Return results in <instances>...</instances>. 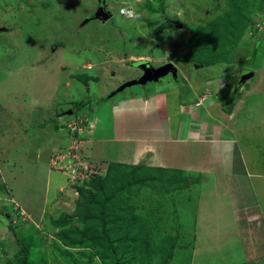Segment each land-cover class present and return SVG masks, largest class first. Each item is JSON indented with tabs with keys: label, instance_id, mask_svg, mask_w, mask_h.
<instances>
[{
	"label": "rangeland",
	"instance_id": "obj_1",
	"mask_svg": "<svg viewBox=\"0 0 264 264\" xmlns=\"http://www.w3.org/2000/svg\"><path fill=\"white\" fill-rule=\"evenodd\" d=\"M97 1L0 0V26L7 28L0 32V193L7 186L29 213L1 204L0 228L8 221L18 248L17 238L32 244V264H103L98 249L64 245L54 221L74 215L76 187H91L97 176L106 175L107 161L116 159V142H92L95 133L104 139L113 136L106 116L102 132L96 129L95 115L102 120L103 107L132 93L180 89L193 98L186 78L197 79L194 82L202 92L205 79L214 86L219 75L228 77L223 99L236 115L240 112L238 121L253 126L245 133L249 139L244 138L250 148L248 161L255 164L252 169L264 167V6L247 13L250 23L234 45L236 60L210 65L182 59L190 51L193 30L219 14L225 3L216 7V0H106L113 16L104 23L101 18L90 19ZM126 7L134 14L140 8V14L127 16L123 8L129 15L133 12ZM232 52L222 49V56ZM141 55L134 64L127 61ZM251 56L256 59L249 65ZM170 61L179 69L160 82L114 94L124 81L139 77L141 63L159 67ZM246 69L254 73L242 82ZM241 96L243 104L238 103ZM69 109L73 113L65 114ZM256 145L261 152L255 151ZM191 177L195 179L185 189H132L129 202L147 218L151 244L157 248L152 264H264V232L259 222H253L262 218L263 202L254 203L260 198L255 189L264 181L255 179L256 184L252 178L248 184L234 178V191L225 189L221 196L213 187L217 180L227 182V176ZM234 194L239 205L245 201L241 209L233 204ZM242 211L256 214L241 221ZM81 225L74 219L71 227ZM175 238L176 247L165 260ZM20 258L18 252L8 257L0 251V264Z\"/></svg>",
	"mask_w": 264,
	"mask_h": 264
},
{
	"label": "crops",
	"instance_id": "obj_2",
	"mask_svg": "<svg viewBox=\"0 0 264 264\" xmlns=\"http://www.w3.org/2000/svg\"><path fill=\"white\" fill-rule=\"evenodd\" d=\"M139 57L134 58V60L127 59V61H132L131 64H134L135 60L142 59V55ZM246 59L243 56L242 61L244 62ZM177 68L179 69L178 66ZM219 76L221 78L219 83L218 81L216 82L215 87L211 86V79L207 81L205 79V82L203 81L204 85L201 87L202 92H199V86L195 84L197 79L192 82L185 75L186 85L189 88L187 91H194L193 98H188L187 94L181 92L180 89L179 91L153 89L154 91L151 95L148 93L149 91L144 94L132 93L129 97L121 98L117 103L108 104L107 102L108 105L106 106L109 109L103 107L100 111L103 114L102 120H99V117L95 115V121L98 124L96 129L100 128L99 131L102 132V123L106 116V120L112 123L113 136L109 137V139H104L100 136L101 133H95L92 142L95 140L102 142L104 140L113 141L119 145V153H117L116 159L107 161V163L118 162L127 165H137L144 162L150 168L163 167L182 170L189 179H192L191 181L195 179L191 177L192 175L199 174L227 176V182L217 180L213 187L215 193L221 196L223 195L222 191L225 189L229 188L228 192L234 191V178H239L243 181L246 179L248 184H250V179L252 178L264 181V167H262L263 171L259 168L252 169V165L254 166L255 164L248 161L247 153L250 148L244 143V138L247 137L249 139L250 137L249 134L245 133L250 132V128H253V126L246 124L244 120L238 121L236 118L240 116V112H237L236 115L234 107L227 106L222 94L226 89L224 86L229 83L228 77ZM160 80L156 82H160ZM153 82L155 81H148L142 85L134 84L125 88V91L135 86H147ZM94 97L96 99L98 96L94 95ZM94 102L98 103L97 100ZM238 103H244L243 96L239 98ZM250 119L251 114L248 115L247 121L249 122ZM114 121L117 123L114 124ZM261 125H264V122ZM262 135L264 137V133ZM262 140L264 141V138ZM173 149L177 150V152L173 151ZM257 150L261 152L258 145L255 146V151ZM89 156H91L90 152ZM203 157L205 158L203 159ZM5 187V191L2 194L0 193V207L2 206L1 204L6 203L17 211L19 207L24 213H28L16 201L12 191H9L7 186ZM255 191L260 198L254 204L263 203L259 205L262 218H257L253 222H259L260 231L264 232V182L263 184L258 183V188ZM234 195L230 196L231 198L234 197L232 199L233 204L241 209L245 201H242L243 204L239 205L237 201L240 199L236 197V194ZM241 214V221H247L248 215L256 213L242 211ZM6 215L7 218H11V213ZM15 236L10 229L9 222L5 221L4 226L0 228V251L8 257L18 252Z\"/></svg>",
	"mask_w": 264,
	"mask_h": 264
},
{
	"label": "trees",
	"instance_id": "obj_3",
	"mask_svg": "<svg viewBox=\"0 0 264 264\" xmlns=\"http://www.w3.org/2000/svg\"><path fill=\"white\" fill-rule=\"evenodd\" d=\"M223 3L227 6H223L219 14L212 16L211 19H205L204 24L193 30L189 39L190 51L183 61L215 65L236 60L234 53L238 47L235 48L234 45L250 23L247 13L253 7L264 6V0L214 1L216 7ZM147 7L153 10L151 3H148ZM227 48L233 52L224 57L222 49ZM255 59L256 56H251L252 63L249 65H252ZM106 167V175L97 176L91 187L87 185L76 187L79 195L75 214L70 216L65 214L54 221L57 227L61 228L57 237L67 246H88L98 249L103 264H152L151 258L155 256L156 247L152 246L146 228L147 218L135 212L129 202L132 189L138 186L170 192L171 188L185 189L191 180L182 170L150 168L144 162L137 165L110 162ZM74 219L82 225L71 227V224L74 225ZM17 242L18 255L21 258L7 264H32L29 261L32 257V244H24L18 238ZM170 244V251L166 254L165 260L176 247V238Z\"/></svg>",
	"mask_w": 264,
	"mask_h": 264
},
{
	"label": "water",
	"instance_id": "obj_4",
	"mask_svg": "<svg viewBox=\"0 0 264 264\" xmlns=\"http://www.w3.org/2000/svg\"><path fill=\"white\" fill-rule=\"evenodd\" d=\"M110 17L111 15L109 14V12H107L103 7H101L90 17V19L102 18L104 21H107ZM6 29H7L6 27L0 26V32L5 31ZM138 68L140 71H142V74L135 79L124 81L119 86L117 91L114 92V94L118 92H122L125 90V88L130 87L134 84L142 85V84H146V82L148 81H158L162 77L168 75L171 71L176 72V70L178 69L173 62H166L159 67H154L150 63L145 62V63H141L138 66ZM245 71H247L248 74L242 75L241 78L242 82L245 81L249 76H252L254 73L252 70L249 69H246ZM72 113H73L72 109H69L67 112H65V114H72Z\"/></svg>",
	"mask_w": 264,
	"mask_h": 264
},
{
	"label": "flooded vegetation",
	"instance_id": "obj_5",
	"mask_svg": "<svg viewBox=\"0 0 264 264\" xmlns=\"http://www.w3.org/2000/svg\"><path fill=\"white\" fill-rule=\"evenodd\" d=\"M106 5H107V4H106V0H98V1H97V8H96V10H95L94 12H92L91 14L93 15V14H94L96 11H98L101 7H103L105 10L109 11L108 8L106 7ZM109 14L111 15L110 18H112L113 14H112L110 11H109ZM110 18H109V19H110ZM101 19H102V18H101ZM109 19H108V20H109ZM102 20H103V19H102ZM108 20H107V21H104V20H103V22L106 23V22H108Z\"/></svg>",
	"mask_w": 264,
	"mask_h": 264
},
{
	"label": "built area",
	"instance_id": "obj_6",
	"mask_svg": "<svg viewBox=\"0 0 264 264\" xmlns=\"http://www.w3.org/2000/svg\"><path fill=\"white\" fill-rule=\"evenodd\" d=\"M136 1H140V0H136ZM127 9H128V11H132L133 12V9H131V8H128V7H126ZM124 9V8H123ZM122 9V12L124 13V14H126L127 16H133V14L132 15H129L127 12H124V10Z\"/></svg>",
	"mask_w": 264,
	"mask_h": 264
},
{
	"label": "clouds",
	"instance_id": "obj_7",
	"mask_svg": "<svg viewBox=\"0 0 264 264\" xmlns=\"http://www.w3.org/2000/svg\"><path fill=\"white\" fill-rule=\"evenodd\" d=\"M141 1V0H140ZM140 1H136V0H134V2H140ZM139 11H140V8L136 11V14H134L135 13V10H133V16H135V15H138V14H140L139 13ZM130 17H132V16H130ZM171 62V61H170Z\"/></svg>",
	"mask_w": 264,
	"mask_h": 264
}]
</instances>
